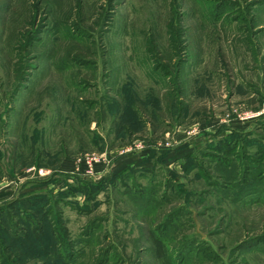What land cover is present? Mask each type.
Segmentation results:
<instances>
[{"label": "rangeland", "instance_id": "rangeland-1", "mask_svg": "<svg viewBox=\"0 0 264 264\" xmlns=\"http://www.w3.org/2000/svg\"><path fill=\"white\" fill-rule=\"evenodd\" d=\"M258 94L264 102V0H0L4 198L20 187L21 197L64 190L73 173L112 176L119 157L139 159L152 143L172 149L154 174L55 203L50 194L72 241L70 264H159L149 228L175 264H264V240L248 242L264 236V202L245 204L172 157L221 140V126L255 129ZM148 185L140 215L132 196ZM45 201L23 199L15 213L50 221ZM3 251L5 264L40 259Z\"/></svg>", "mask_w": 264, "mask_h": 264}, {"label": "trees", "instance_id": "trees-1", "mask_svg": "<svg viewBox=\"0 0 264 264\" xmlns=\"http://www.w3.org/2000/svg\"><path fill=\"white\" fill-rule=\"evenodd\" d=\"M133 104H135V102H133ZM121 112L123 111H119V113ZM124 115L125 113L119 114V119L123 120ZM133 116H135L134 112ZM133 116V122L138 123L134 125L143 127L142 121ZM256 124L257 127L253 130L251 128L241 129L230 126H221L217 130L218 134H224V137H222L221 140H214L213 145L209 146L206 144L203 149L198 147V142H194V147L191 152L177 153L172 157L184 158L191 161L195 166L196 171L200 170L206 172L204 178L207 180L208 185L219 186L224 191L240 196L242 201H245V204H247V202L252 203L256 201L264 202V134L258 135L259 129L264 131V114L260 116ZM256 128H258V130H256ZM226 133H228V135H226ZM252 135L255 136V140L252 138L251 142H248L250 138L249 136ZM251 146L255 147L254 150L249 148ZM166 157H168V150H161L159 152L150 150L149 155L141 159L138 163H130L114 175L106 176L98 181L91 180L87 176L79 173H73L74 183L70 184L66 182V188L64 190H58L59 192L54 191L53 187L49 188L50 190H46V192L30 193L21 197L23 194L20 187V189L16 190L15 197L8 200L4 198V194L1 191L0 264H5L7 254H4L5 252L3 250H7L8 248L10 249V252L8 253H12L13 251L17 256V259L20 260H26L25 256L27 255V252L32 253L34 251L35 254H37L36 256H38L37 258H40L30 260L33 261V263L35 262L34 264H43L44 262H52V264H70L69 261L73 260L75 255L71 250L72 241L68 236L67 228L64 226L63 218H60L62 216L61 212H53L50 210V194L54 197V203L57 200L62 201L60 198L61 195L68 197L74 196L79 192L81 195L88 196L91 190L94 191V194H97L99 191L104 190L109 184L111 185L121 177L124 179L130 178L135 175V173L151 175L154 174L153 169H156L155 166L166 168L164 162ZM204 157L215 159L216 164L209 166V163V165L204 168V164L200 160ZM218 160L219 162H217ZM186 161L184 162V160H181L180 162L182 170H185L188 166ZM214 172L217 175V178L212 175ZM56 173L59 174V172L55 171L54 175H56ZM173 174L177 175L176 172ZM64 175L69 176L71 174ZM166 179L169 181V179L171 180V177L166 176ZM53 180L54 178L52 177L45 182L38 181L37 183L47 185L48 183L55 182V180ZM151 190H153L151 185L140 187V189H137L132 196H136L137 201L142 203L145 208L143 209L139 206L140 208L138 207V209L135 210L140 213V215L148 214L149 212V209L146 210V206H148L147 203L149 202L148 199L149 193L152 192ZM9 193L11 192H8V194ZM45 198L46 201L43 204V207L47 206V209L49 210L44 211V216L51 217L50 221H45L43 219L40 221L31 219V221L30 218H28V221H20L21 218L17 216L15 211L17 208L19 209L18 204L22 203L23 199L24 201H32L31 205H35L34 202H42ZM37 207L38 204L36 207L30 209V211L38 214L39 212L36 211L38 209ZM9 212H11L10 215L8 214ZM170 216H172V213ZM12 217L17 221H12ZM91 225L92 223L89 226ZM155 231H157L156 228H149L153 256L159 261V264H175L167 256L164 242L154 233ZM22 237L24 239L23 241L21 240ZM261 240H264V236L258 235L255 236L254 239H250L248 242H261ZM16 246L20 247L18 248V251L17 248H15ZM30 257L32 256H29L28 258ZM27 261L24 263L33 264L29 261L27 263ZM103 263L104 260L100 262V264Z\"/></svg>", "mask_w": 264, "mask_h": 264}, {"label": "crops", "instance_id": "crops-1", "mask_svg": "<svg viewBox=\"0 0 264 264\" xmlns=\"http://www.w3.org/2000/svg\"><path fill=\"white\" fill-rule=\"evenodd\" d=\"M259 93V92H258ZM258 98H259V105H258V111L260 112V116L262 115V114H264V102H263V96H261V95H259L258 94ZM245 129V128H244ZM148 145V144H147ZM144 149H145V152H144V156L143 157H141V158H139V159H134L133 161H131L130 162V159L128 160V158H126V157H124V160H122V162H121V157H119L118 158V161H116V168H114L113 170H112V172H111V174H113V173H117V172H119L120 170H122L125 166H127L128 164H130V163H138L141 159H143V158H145V157H147L148 155H149V152H150V150H155V151H161V150H168V155H169V153L170 152H172V149H170V148H160V147H158L157 145L155 146V144H149L148 146H144ZM176 159H179V158H175V160ZM120 160V161H119ZM123 161H125L124 162V164H123ZM122 163V164H121ZM180 163L178 162V165H179ZM67 171H69V170H67ZM81 171V170H80ZM82 175H84V176H87L88 174H82ZM104 177H106V176H104ZM103 177V178H104ZM102 178V177H101ZM5 187V185H3V184H0V192L2 191V189Z\"/></svg>", "mask_w": 264, "mask_h": 264}, {"label": "built area", "instance_id": "built-area-1", "mask_svg": "<svg viewBox=\"0 0 264 264\" xmlns=\"http://www.w3.org/2000/svg\"><path fill=\"white\" fill-rule=\"evenodd\" d=\"M253 115H254V114H253ZM255 115H256V116L259 115V112H256Z\"/></svg>", "mask_w": 264, "mask_h": 264}]
</instances>
